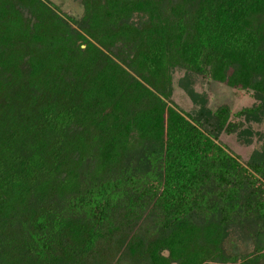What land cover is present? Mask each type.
I'll list each match as a JSON object with an SVG mask.
<instances>
[{
	"label": "trees",
	"instance_id": "1",
	"mask_svg": "<svg viewBox=\"0 0 264 264\" xmlns=\"http://www.w3.org/2000/svg\"><path fill=\"white\" fill-rule=\"evenodd\" d=\"M80 4L0 0V264H264V0Z\"/></svg>",
	"mask_w": 264,
	"mask_h": 264
},
{
	"label": "rangeland",
	"instance_id": "2",
	"mask_svg": "<svg viewBox=\"0 0 264 264\" xmlns=\"http://www.w3.org/2000/svg\"><path fill=\"white\" fill-rule=\"evenodd\" d=\"M55 8L57 13L63 18L77 19L81 14L80 0H44ZM182 76V72L175 71L172 73L171 81V103L174 107L182 112L187 113L194 111V105L184 91L177 85V80ZM191 89L197 94H203L205 106L210 110H214L220 105L229 108V112L233 115L238 110L249 107L254 102L250 93L246 91L235 90L209 80L208 78L193 76L191 78ZM253 129L264 133V125H255ZM218 143L222 145L232 156L243 162L247 159L249 153L255 144L244 146L235 140L234 135L220 134Z\"/></svg>",
	"mask_w": 264,
	"mask_h": 264
}]
</instances>
